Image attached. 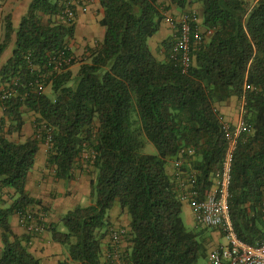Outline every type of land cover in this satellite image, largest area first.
Masks as SVG:
<instances>
[{"label": "trees", "instance_id": "trees-1", "mask_svg": "<svg viewBox=\"0 0 264 264\" xmlns=\"http://www.w3.org/2000/svg\"><path fill=\"white\" fill-rule=\"evenodd\" d=\"M59 1L32 0L17 27L10 14L4 19L0 60L16 39L0 67V264H40L29 250L31 235L16 234L11 217L41 204L26 186L48 137L46 163L56 179L71 181L83 162L91 173V203L76 205L48 227L68 248L59 264H110L105 254L111 244L104 241L116 204L129 216L124 264L208 259L212 228L186 224L183 186L193 177L189 189L199 199L211 191L228 147L219 107L233 97L244 101L245 129L233 153L230 216L239 238L257 244L264 236V0H100L105 36L81 60L69 49L74 24L58 19ZM196 3L203 17L192 26L211 34L192 40V62L184 71L171 58L175 36L162 42V60L150 39L170 6L190 11ZM13 80L15 94L2 99ZM24 108L35 113V129L19 141L12 137L23 128ZM146 140L156 153L144 152ZM182 150L192 152L183 154L184 184L168 173Z\"/></svg>", "mask_w": 264, "mask_h": 264}, {"label": "crops", "instance_id": "crops-1", "mask_svg": "<svg viewBox=\"0 0 264 264\" xmlns=\"http://www.w3.org/2000/svg\"><path fill=\"white\" fill-rule=\"evenodd\" d=\"M31 1L32 0H0V42L4 40L5 36V17L10 14L14 26L17 27L22 17L27 13ZM160 1L164 2L165 0ZM193 8L194 5L190 6L188 10ZM200 8L198 22L201 24L203 17V8L201 5ZM186 11L187 9L180 10L175 5L170 6L168 14L166 13V18L162 22L161 29L159 30L160 38L155 39L156 35H154L150 39L151 49L158 59L162 60L165 57V54L160 50L162 42L166 39L173 38L175 35L173 23L169 18H171L173 22H176ZM76 12L77 17L74 24V36L68 39V46L75 57L81 58L86 54L88 48L96 46L105 36V27L100 24V20L104 16V10L100 0H93L86 11H84L82 6L78 5L76 7ZM98 25L101 26L99 31L97 28ZM15 39L16 34H14L13 42L10 43L2 54L0 67L12 57ZM2 116L3 109L0 103V119ZM33 133L34 132L28 128L26 123L23 125L20 135H14V138L19 141H25L27 138L32 137L34 135ZM47 158L48 145L42 143L40 144L34 169L28 175L26 187L32 197L41 200V204L35 205L36 211L39 213L38 218L42 220L47 229L41 233H35L30 236L29 250L40 260V264H59L60 261L66 259V248L52 239L48 227L59 220L53 218V215H57L61 218L74 206L81 204L84 198L90 196V184L87 185L86 178L81 170H79L78 173L75 174L74 179L69 182L56 179L54 166L47 164L48 166L46 167L45 165ZM168 173L170 175H174L175 173L173 161L168 166ZM5 191L8 190L5 189ZM11 202L10 200L9 204ZM50 209L51 213H49ZM43 211L46 212V215ZM121 214L127 215L118 205L110 209L109 220L112 227H120L123 225L119 223V221L122 220ZM21 217L19 213H15L11 217V225L16 234L26 235L28 231ZM183 217L188 226H196L193 208L186 201L183 204ZM127 224V228H129V222H127ZM209 230L208 253L219 244L225 242L224 236L219 229L212 228ZM1 233L2 229L0 228V256L3 247Z\"/></svg>", "mask_w": 264, "mask_h": 264}, {"label": "built area", "instance_id": "built-area-1", "mask_svg": "<svg viewBox=\"0 0 264 264\" xmlns=\"http://www.w3.org/2000/svg\"><path fill=\"white\" fill-rule=\"evenodd\" d=\"M92 1L60 0L59 5L62 9L58 14V19L68 25L75 24L77 17L76 7L80 5L86 11ZM169 19L172 21L173 28L175 29V40L171 49V58L178 60L184 71H186L192 62V40L195 43H199L206 35H210L211 31L202 30L200 27L193 28L192 23L198 21V16L194 11L183 13L181 18L176 22H173L171 18ZM71 60L70 57L64 58L63 62L69 63ZM59 64H62V62L60 61ZM15 85V80L11 84L6 85L2 99L10 98L15 94L13 88ZM221 119L223 121V131L228 139V147L222 167L215 173L213 178L214 185L207 196L204 199H199L196 194L197 192L189 189L191 188L190 181H194L193 177L188 178V185L184 184L185 177H182L181 170L183 154H191V150H182L179 156L174 159V174L184 184L182 199L184 202H188L193 208L196 221L204 226L219 229L224 236L225 242L219 244L208 253L209 264H264V236L255 245L242 241L234 228V223L230 216L229 188L231 183L233 153L237 146V140L245 129V124L241 120L235 124V128L232 130L223 114ZM49 142L50 138L48 137L46 144H49ZM261 210L264 213V199L261 203ZM38 216V211L29 209L21 218L29 235L41 233L47 229ZM127 233L128 229L124 227L110 228L109 242L111 246L105 254V259L110 261V264H124V251L121 249V242Z\"/></svg>", "mask_w": 264, "mask_h": 264}, {"label": "rangeland", "instance_id": "rangeland-1", "mask_svg": "<svg viewBox=\"0 0 264 264\" xmlns=\"http://www.w3.org/2000/svg\"><path fill=\"white\" fill-rule=\"evenodd\" d=\"M54 1V0H53ZM200 3H196V4H194V8L193 9H190V11H194L196 14H197V16H198V14H199V12H200ZM100 27L101 26H99L98 25V31L100 30ZM204 29V28H203ZM202 29V30H203ZM157 38H160V33L158 32L157 34H156V37H155V39H157ZM155 39H154V41H155ZM84 56H82L81 58H83ZM81 58H78V60H81ZM79 63V62H78ZM75 64L74 66H73V71L76 73L77 72V70H78V68H79V64ZM46 91L48 92V93H50L49 91H50V88L48 87L47 89H46ZM243 105H244V101H243V99L242 100H240V99H238V98H236V97H233V99H231L229 102H227V103H223L220 107H219V109H220V112H221V114H223V116L226 118V120L228 121V122H235L234 124H237V123H239L241 120H242V118H243ZM24 111H25V115H24V117H25V123L24 124H26L27 123V126H28V128L30 129V130H32L33 132H34V129H35V124H34V122H35V118H36V115H35V113L33 112V111H30V110H28V109H26V108H24L23 109ZM22 131V130H21ZM21 133V132H20ZM20 133H18V134H15L16 136L17 135H20ZM34 134V133H33ZM13 139H15L16 140V138H14V135H13V137H12ZM146 146H145V148H144V152L145 153H151V154H154V153H156L157 152V150H156V148L154 147V145L151 143V142H149L148 140H146ZM44 144H46V142L44 143ZM48 145V144H47ZM49 146V145H48ZM47 160V159H46ZM46 165V167L48 166L47 165V163L45 164ZM81 171L83 172V174H84V176H85V178H86V181H87V185H89L90 184V180H91V173H89V165L86 163V162H83L81 165ZM79 171V170H78ZM78 171L76 172V173H78ZM89 203H91V199H90V196H88V197H86V198H84V200H83V202L81 203V204H78V205H82V206H87ZM116 205H118V204H116ZM119 206V205H118ZM75 207V206H74ZM121 208V207H120ZM31 210H36V206H32L31 208H30ZM125 213H127L126 211H124ZM43 213H45V215H46V212H44L43 211ZM49 213H51V209L49 210ZM66 214V213H65ZM128 215V214H127ZM126 214H121L120 216H122V220H120L119 221V223L120 224H123V225H121L120 227H124V228H127L128 227V224H127V222H129L128 221V218H129V216H127ZM54 217L53 218H56V220H60L61 218L59 217V216H57V215H53ZM127 216V217H126ZM127 218V219H126ZM58 220V221H59ZM125 220V221H124ZM62 229H64V228H62ZM128 229V228H127ZM126 237V236H125ZM122 238V242H121V249L123 250V251H125L127 248H128V245H129V242H130V240H129V235L126 237V238ZM108 240H109V234L107 235V237H106V239H105V241L104 242H106V243H108ZM106 246V244H104V247ZM65 248H66V257H68V248L66 247V246H64ZM104 259V258H103ZM103 263L104 264H106V262H105V260L103 261ZM197 264H209V261H208V259L207 258H200L199 260H198V263Z\"/></svg>", "mask_w": 264, "mask_h": 264}]
</instances>
